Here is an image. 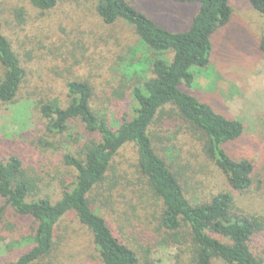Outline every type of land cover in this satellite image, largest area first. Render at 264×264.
<instances>
[{"label": "rangeland", "instance_id": "rangeland-1", "mask_svg": "<svg viewBox=\"0 0 264 264\" xmlns=\"http://www.w3.org/2000/svg\"><path fill=\"white\" fill-rule=\"evenodd\" d=\"M126 1L170 31L184 30L198 10L196 4L177 5L171 0ZM229 6V23L211 37L208 66L192 67L193 85L184 90L243 126L240 138L226 145L225 151L233 160L252 163V185L231 195L239 212L264 219V56L258 50L264 18L247 0H231ZM0 23L26 74L22 100L0 105V159L18 156L28 174L39 180L42 193L57 197L74 176L64 166L63 155L76 156L94 136L78 123L70 124L61 137L48 134L36 103L58 100L63 105L65 84L84 81L91 87L93 111L116 127L126 113L128 94V85L120 81L124 73L118 59L136 49L138 39L123 22L103 25L95 13V0H57L46 13L35 10L28 0H0ZM166 113L154 121L150 137L155 152L178 176L188 201L206 203L229 192L223 175L203 155L198 134L174 109ZM41 141L52 143L54 149ZM88 199L113 236L137 254L140 264H190L186 247L158 245L164 236L157 224L158 202L138 172L133 145H125L112 158L105 180ZM15 222L13 233L5 232L0 242V264L15 260L26 249L12 244L27 235L28 222ZM56 237L52 255L36 264H100L89 232L74 216L59 223ZM251 251L264 260V231L253 239Z\"/></svg>", "mask_w": 264, "mask_h": 264}, {"label": "trees", "instance_id": "trees-1", "mask_svg": "<svg viewBox=\"0 0 264 264\" xmlns=\"http://www.w3.org/2000/svg\"><path fill=\"white\" fill-rule=\"evenodd\" d=\"M177 5H198L197 13L182 31H170L135 10L126 0H95V13L105 26L123 22L138 39V47L118 59L127 84L124 113L116 127L103 114L91 108V87L84 81L65 84L66 103L38 101L36 112L45 121L52 136H63L70 124L78 123L90 134L81 151L64 154V166L73 180L60 195L42 193L39 180L25 170L15 155L0 159V242L4 233H13L17 222L26 220V234L12 245L26 249L13 261L3 264H36L52 255L56 231L67 216L90 234L100 264H140L137 254L121 244L105 220L90 206V193L105 180L112 158L125 145L134 146L137 168L150 194L158 202V228L164 236L158 245L186 247L190 264H264L251 251L253 239L264 231V219L243 214L235 206L231 193L242 194L252 185L253 165L247 160H233L225 146L238 140L243 126L216 113L212 107L188 94L194 77L192 67L205 68L211 55V37L231 18V0H171ZM264 18V0H247ZM37 11L46 13L57 0H28ZM264 56V38L258 46ZM0 105H14L22 100L26 78L22 61L3 35L0 23ZM174 109L202 141V153L230 190L212 196L206 203H191L185 197L178 176L158 156L150 137L157 118ZM53 148L52 143L40 142ZM10 213V214H9Z\"/></svg>", "mask_w": 264, "mask_h": 264}]
</instances>
